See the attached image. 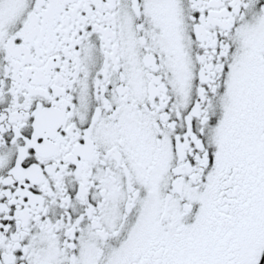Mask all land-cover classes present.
Listing matches in <instances>:
<instances>
[{
  "label": "snow or ice",
  "instance_id": "6c2138e0",
  "mask_svg": "<svg viewBox=\"0 0 264 264\" xmlns=\"http://www.w3.org/2000/svg\"><path fill=\"white\" fill-rule=\"evenodd\" d=\"M0 264H264V0H0Z\"/></svg>",
  "mask_w": 264,
  "mask_h": 264
}]
</instances>
